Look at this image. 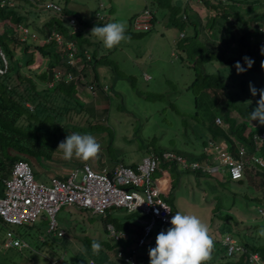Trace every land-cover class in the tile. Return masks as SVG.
<instances>
[{"label":"trees","instance_id":"trees-1","mask_svg":"<svg viewBox=\"0 0 264 264\" xmlns=\"http://www.w3.org/2000/svg\"><path fill=\"white\" fill-rule=\"evenodd\" d=\"M70 1L71 0L55 1L61 5V10L59 12L41 7L40 11L48 10L51 14L47 17L44 15L43 19L40 20L42 23L34 29L32 28V22H30V19H32L30 15L34 14L35 8L38 7L35 0H26L24 2L16 1V4L13 6L0 7V22L8 24L0 31V47L10 63L8 72L4 75H0V195H2L3 179L8 177L13 165L17 161L30 163L33 171L36 170L34 163L37 162L45 165L47 163L59 162L64 164L67 161L63 158L62 151L57 149L61 140L57 137L59 133L68 134L69 129L64 133L62 126L68 127V124L75 125L76 123L74 122L77 121L75 115H80V112H82L84 113V117L88 118L87 121L90 120L89 116H91V119L95 118L96 115L101 116V121L98 122H106L110 117H108V114L111 113V100L116 96H114L115 90L109 85V80H111L109 77L117 71L115 61L110 57L115 49L121 46L122 42L112 49L102 48L101 41L90 35V30L93 26L104 25L100 23V21L104 19V16L102 17L98 11H95L90 19H84L78 11L67 6ZM263 1L264 0H225L223 2L221 0H202L203 4L210 10L208 29L211 30L214 28L218 19L228 21L231 29L227 33V38L225 40L226 44L229 45V43L234 40L237 42V45L231 46L235 48L234 50H223L218 54L213 53L208 47L201 45L198 47L194 46L191 52L199 55L197 63L210 62L216 59L221 62V65L237 69V62H239L240 68L242 69L240 72L245 74H249L257 70L256 68H259V72L253 77L256 79L255 84L259 86L258 89L264 88V67H261V63L264 60L261 44V38L263 37L261 26L264 25ZM235 3H238L239 7L241 4L246 3L255 9L252 14L248 12V17L250 16L251 23H253V25L250 23L248 30H245L242 24V22L246 23L245 19H243L244 14L235 8ZM185 4L186 7L184 6ZM102 7L103 4H100L98 8ZM186 8L187 2H185V0H149V6H146L143 10L148 9L152 12L153 17L151 19L152 23L150 28L143 31H137L133 28L134 18L139 13H142V10L132 17L131 25L136 32L126 30V35L132 38L138 35L137 32L142 33L149 31L153 27L154 22H156L158 17L162 14L164 16L169 14L170 24L175 25L177 21L180 20L178 24L183 26L186 22L185 20H187V18H183L186 13ZM182 9V13H179ZM234 17L235 20L241 23L235 25L233 23L235 21ZM69 18L75 19L77 28H74L69 22ZM190 23L196 32L192 37L196 39L198 35L196 31L197 21H190ZM22 25L29 29L28 35L24 39H21V33L18 29V27ZM34 30H38V36L32 39L31 31ZM52 32L61 34L63 38L62 44H58L52 39L48 40V36L51 35ZM184 37L185 35L182 38ZM251 37H253V39H251ZM196 44L197 42L195 40L194 45ZM31 47L33 50H31ZM18 51H21L20 57H16ZM37 54L40 55L39 60L36 58ZM227 55H229V57H227ZM247 56L254 61V65L250 68L244 60ZM26 74H28L29 77H27ZM229 75L233 76V81L230 80L233 84H230V87L223 82L221 77L210 72L196 74L191 82L190 87L194 88L199 85L197 88H200L201 91L203 90V95L207 100H216L217 106L213 109L216 114L218 112L221 115H212L213 123L220 126L215 122L216 118H220L221 125L222 122L224 124L211 131V136L203 141L202 148L207 146L210 141L215 143L223 141L235 156H237V147L244 146L247 154L256 153L259 157L264 159V139L259 140L257 143L254 141V135L257 136L264 133V125H261L258 120L251 121L248 115L254 110L256 103L253 104V102L259 99V94L253 96L251 91L247 90V86L245 87L244 81L241 82V87H239L240 85L237 86L236 83L238 80L236 75L232 73H229ZM255 84L252 85L255 87ZM92 93L100 97L97 99L98 102L95 106L84 108V104L87 103V101L90 99L93 100L94 96ZM198 96V92H194V100L196 103ZM81 97L82 100L80 99ZM251 100H253L252 103ZM210 114H212V112H210ZM86 123L89 124V122ZM91 124L93 123H90L89 126ZM188 131L186 127L184 132L188 134ZM105 135L106 134H103V136ZM112 140L113 137L109 135L107 143L111 144ZM135 148L137 147L135 146ZM141 150L148 155L150 153L160 155L163 151L168 150L190 160H201L205 158L204 152L200 154L190 152L183 153L178 149L176 150L170 147L162 148L153 146L151 141L145 139L142 142ZM110 152L109 150L108 153ZM105 153L106 152L100 151L99 155L102 156ZM128 153L130 154L131 152L129 151ZM111 154L112 153H110V155ZM76 158L77 157H73L71 159L74 161V163L71 164L72 166L76 165L75 167H77L84 163L78 162L79 164L77 165V162H75L77 160ZM125 158H127L126 155L120 156L119 158L115 156L113 157L112 163H109L108 166L111 167L121 163L134 168L138 164V162L135 161L124 162ZM171 163L179 167L176 162L172 161ZM107 167H102L101 170L105 168L109 172ZM158 170L159 167L157 171ZM62 176L64 175L58 177L63 178ZM216 179V181L224 185L227 183L244 185L245 182H250L252 186L248 192L245 191L246 194H243V201H245V204L250 201H255L257 203L263 202L264 204V166L261 168L255 166L247 167L244 171L243 178L239 180H231L228 173ZM170 182L172 183L171 186L174 188L173 178ZM254 185H260L262 187L260 191H256V193L260 192L259 195L256 193H249L252 191V188L255 187ZM230 189L233 190V187ZM233 192L235 193L236 191L233 190ZM168 204L172 207L174 213L177 212L172 203L169 202ZM116 210L117 209L109 210L105 216H98H101L104 222L103 227L105 231L106 224L112 223L117 230L126 233V237L122 241L115 242L108 237L104 239L86 237L84 242L87 248H89L93 240H97L101 243L102 249L99 254H93L91 248L88 249L86 253H88L89 257L85 260L93 259L95 255H100L103 261H100L101 264H128L123 258L117 257L118 252L124 255H131L133 248L139 252L140 249L148 250L150 247H155L156 237L152 238L153 240L149 238L155 236L161 230L166 231L167 228L171 227V224L157 225L154 230L148 234L144 243L138 248L137 242L139 237L142 236V226L137 219L141 217L140 214L137 212H122L121 216L123 219H119L120 216L114 214L119 213L116 212ZM221 210L222 203L214 209L213 219L217 217L219 221L215 223L213 220L211 224L212 227L217 224L223 227L229 223L232 224V218L229 215L230 212H228L229 214L220 216L218 212L220 213ZM35 223L26 226L32 228ZM0 225L5 227L8 226L1 219ZM234 226L235 225H233V227ZM235 229L240 232L239 228L236 226ZM253 233L255 232L251 231L249 236L247 234L245 236L240 232L243 237H234L245 247V252L228 255L226 246L222 244L224 234H220L217 230L210 231V235L214 239V249L212 251V259L205 262V264H252L249 261V256L252 254H257L258 257L264 261V238L258 237V239H255L256 237L253 236ZM256 233H258V230ZM45 235L47 238L45 237L43 240H40V247L42 248L44 245H47V247L51 248L53 244L52 239H54L53 235H48L47 232H45ZM76 258V264H84L82 262V255L79 254ZM136 259L137 264L148 263L146 262V254L141 255V257L138 255ZM142 261H144V263H141Z\"/></svg>","mask_w":264,"mask_h":264},{"label":"rangeland","instance_id":"rangeland-1","mask_svg":"<svg viewBox=\"0 0 264 264\" xmlns=\"http://www.w3.org/2000/svg\"><path fill=\"white\" fill-rule=\"evenodd\" d=\"M16 1L23 2L20 0ZM54 1L58 2L60 0ZM221 1L224 2L225 0ZM47 2L48 0H40L37 3L38 7L35 8V13L30 15L32 18L30 22L34 26H32L33 29L42 23L40 20L43 19L44 15L47 17L51 14L47 10L40 11L41 7H46ZM185 2H187L189 11H199L201 14L200 16L196 12L199 18L196 39L192 37L196 32L190 21L185 20L186 22L181 26L178 24L180 23V20H178L173 25L170 24L169 14L165 16L162 14L149 31L137 32L138 35L133 36L130 42L122 41L121 46L115 49L110 57L115 61L118 71V73L115 71L109 77L111 79L109 80V85L115 90L114 96H116L111 100V113L108 112V117H110H107V121L104 117L106 122H98L101 121V116L96 115L92 119L89 116L90 120L87 121L88 118L84 117V113L80 112V115H75L77 118V121L74 122L76 123L75 125L62 126L64 133L68 129L69 132L68 134H58L57 138L61 139L60 142L72 133L91 134L101 144L100 151L108 153L110 150V153L113 154H104L107 163H112L113 157L117 156L119 158L123 155L127 156L124 162L131 161L129 151L132 153V160L139 162L144 155H148L141 150L144 139L151 141L153 146L170 147L183 153L200 154L204 152L205 159L210 160L211 156L206 154L204 148H202L203 141L211 136V131L224 124L222 122V125L218 126L213 123L212 115H221L218 112L216 114L213 109L217 106L216 100H207L203 95V90L201 91L200 88H197L199 85L194 88L190 87L191 82L196 74L210 72L217 74L229 86L233 84L231 82L233 81V76L229 75V73H232L236 75L238 80L236 85L241 87V82L244 81L245 87L247 86L246 88L249 91L250 83L255 84L256 79L253 76L260 69L256 68L257 70L245 74L234 67L229 68L221 65V62L216 59L210 62L197 63L199 55L191 52L194 46L208 47L213 53L218 54L223 50H234L235 48L232 47L233 45L236 46L237 42L233 40L229 45L226 44L227 33L231 29L228 21L218 19L216 26L209 30L208 22L210 16L205 7L196 0H185ZM100 4H103L102 8H98ZM68 5L78 11L84 19L91 18L95 11H98L102 17L104 16V20L100 21V23L125 22L127 25L126 30L136 32L131 25L132 17L141 12L146 6H149V0H71ZM184 6L186 7V4ZM235 6L239 12L244 14L243 19H245L246 23L242 22V24L245 30H248L252 22L249 18L250 16L248 17V12L252 14L255 9L246 3L241 4L240 7L238 3H235ZM182 11L183 9L179 13H182ZM233 23L238 25L241 22L235 20ZM5 25L8 24L0 22V31L4 29ZM25 29L27 28L23 27L22 31L25 32ZM23 32L20 31L21 39L25 37ZM27 32H29V29H27ZM181 34L185 35V37L182 38L183 35ZM31 36L32 38L38 36V30L31 31ZM195 40L197 42L196 45H194ZM31 50H33L32 47ZM20 55L21 51H18L16 57H20ZM36 58L39 60L40 55L37 54ZM262 63H264V60ZM111 66L114 67L113 65ZM144 75L146 80H144ZM26 76L29 77L28 74ZM255 87L259 88L256 84ZM194 92H198L199 95L197 103L194 100ZM92 95L94 96L93 100L87 101L84 104V108L95 106L98 102L96 99L100 97L93 93ZM80 99L82 100V97ZM252 102L253 100H251ZM86 122L93 124L89 126ZM186 127L189 130L188 134L184 132ZM103 134L106 135L103 136ZM109 135L113 137L111 144L107 143ZM76 159L77 165L79 164L78 162H87L92 166L90 159L88 161L80 158ZM97 162L101 163V155H98ZM73 163V160H67L64 164L61 162L47 163L45 165L39 162L34 163L36 168L33 171L34 178L37 181L48 182L51 177L57 176L56 173L70 170ZM214 163L217 164V161L214 160ZM75 166L73 165V167ZM166 170L173 178L175 190H170L165 198L168 203L170 202L175 206L176 211L197 215L209 226L210 231L217 230L224 236L239 238V236L243 237L240 232L245 236L246 234L249 236L251 231H253L255 232L253 233V236L256 237L255 239H258V237L264 238L256 233L257 230L264 227V215L258 211L259 208L264 210L263 202L250 201L245 204V201H243V194H246L245 191L248 192L252 186L250 182H245L244 185H237L236 183L224 185L216 181L217 177L204 176L196 172L182 170L181 167H177L170 161L160 160L157 174L162 175ZM165 178L167 179V176ZM231 187L236 191L235 193L230 189ZM261 189L262 187L258 185L252 188L249 193L255 194L256 191ZM256 194L259 195L260 192ZM221 203L222 210L218 214L223 216L230 212L231 222L239 228L240 232L231 223L224 227L219 224L214 225V227L211 226L213 220L215 223L219 221L217 217L213 219V213L215 207ZM116 212H119L117 215H122L121 210L117 209ZM90 214L86 210L76 212L72 207H61L56 219L59 225H65L68 230L74 233V236L68 234L66 237H59L54 234L51 248L47 247V245L40 247V240L47 238L45 232L49 226V220L45 219L44 215L36 221L32 228H28L26 225H8L7 227L0 225V264H53V262L56 264H76V257L79 254L82 255V262L86 264L88 260L85 259L89 256L85 249L88 251L91 245L89 248L86 247L85 238L104 239L108 237L103 227L104 222L101 216ZM27 233H31V236L29 237ZM156 236L157 234L149 239L153 240L152 238ZM15 238H19L27 245L20 248L5 246L7 242ZM239 245L242 246L241 243ZM148 250L140 249L139 254L140 256L146 254V262L150 264ZM93 260L96 264L103 262L100 255H95ZM141 263H144V261ZM260 263H262V260H260Z\"/></svg>","mask_w":264,"mask_h":264},{"label":"built area","instance_id":"built-area-1","mask_svg":"<svg viewBox=\"0 0 264 264\" xmlns=\"http://www.w3.org/2000/svg\"><path fill=\"white\" fill-rule=\"evenodd\" d=\"M35 1L39 3L40 0ZM196 1L202 3V0ZM14 4L16 0H0V7H10ZM45 8L59 12L61 5L48 0ZM196 12L199 13V11ZM193 13L194 11H189L190 16ZM152 17L151 11L143 10L134 18L133 28L137 31L148 30ZM183 18H186V15ZM69 22L77 28L74 18H69ZM23 27L25 26H19L18 29L23 32ZM27 29L23 32L24 38L28 35ZM262 31L264 33V25ZM49 39L58 44L63 43L61 34L57 32H52L48 36ZM9 66V60L0 47V75L6 74ZM215 122L220 125L221 119L216 118ZM262 139H264V133L254 135L255 143ZM204 150L211 156L210 160L205 158L190 160L165 150L160 155L150 153L143 156L134 168L118 163L107 167L109 172L105 168L95 170L89 163L84 162L70 169L63 178L54 176L48 182L37 181L31 165L25 161H17L8 177L3 179L0 219L10 226L31 225L44 215L45 219L49 220L47 232L62 237L65 235V230L59 227L56 215L63 206L76 207L89 211L92 215L103 216L107 211L115 209L127 213L137 212L141 216L137 219L142 226V236L137 242V247H140L157 225H170L171 217L175 215L172 207L164 198L165 192L159 181V174H157L161 159L174 161L182 170L196 172L200 175L220 177L228 173L233 181L243 178L247 167L261 168L264 166V159L256 153L247 154L244 146L237 147V156L223 141L218 143L210 141ZM258 211L264 215V210L259 208ZM106 231L108 237L114 241H119L124 236V232L117 230L112 223L106 224ZM222 244L226 246L228 255L245 252V248L231 236L225 235ZM5 245L20 248L27 243L15 238ZM136 252L137 250L133 248L131 255L118 252L117 257L123 258L128 264L129 261L137 264L134 256ZM249 260L255 263L259 261V258L256 254H252ZM53 264L56 263L53 262ZM87 264L96 263L93 259H89Z\"/></svg>","mask_w":264,"mask_h":264},{"label":"clouds","instance_id":"clouds-1","mask_svg":"<svg viewBox=\"0 0 264 264\" xmlns=\"http://www.w3.org/2000/svg\"><path fill=\"white\" fill-rule=\"evenodd\" d=\"M201 4L205 7L210 16V10L203 2ZM185 15L188 21L198 22V14L195 11L192 16H190L188 8H186ZM126 28L127 25L125 22H109L102 26H93L90 30V35L99 39L105 48L112 49L122 41H131V36L126 35ZM262 28L263 26H261V30ZM261 39L262 53H264V33ZM244 60L249 68L254 63V61L248 57H245ZM262 67H264V63H262ZM237 70H242L239 62H237ZM249 88L253 96L259 94V99L256 101L257 106L248 114L249 118L251 121L258 120L261 125H264V88L257 89L251 83ZM57 149L62 151L65 160H71L75 155L77 158L88 161L89 159L98 158L101 144L98 142L97 138L91 134L82 135L80 133H72L67 135L63 141L59 142ZM170 224L171 227L167 228L166 231L161 230L157 234L155 247L149 248L148 255L150 264H205V262L212 259L214 239L210 235L209 226L203 222L200 217L195 214H184L177 211L175 215L171 217ZM258 235L264 237V227L258 230ZM123 239L124 237L119 241ZM111 240L115 242L113 239ZM101 249L102 245L100 242L97 240L91 242L93 254H99ZM85 251L87 250L85 249ZM138 255L140 256L137 251L136 254H134L136 263V257ZM260 260L262 259L259 258V261L255 263L249 261L252 264H264V261L262 260V263H260ZM129 264H132V262L129 261Z\"/></svg>","mask_w":264,"mask_h":264},{"label":"crops","instance_id":"crops-1","mask_svg":"<svg viewBox=\"0 0 264 264\" xmlns=\"http://www.w3.org/2000/svg\"><path fill=\"white\" fill-rule=\"evenodd\" d=\"M69 8H72V7H70L69 5H67ZM84 18V17H83ZM87 19H90V18H87ZM104 20V19H103ZM213 29V28H212ZM196 31H197V27H196ZM101 44H102V48L104 47L103 46V43L101 42ZM144 80H146L145 79V75H144ZM98 99V98H97ZM97 99H96V101H97ZM102 152H104V151H102ZM130 156H129V158H131L130 160H131V162H133L134 160H132V153H130L129 154ZM90 161H91V164H92V166H93V168L95 169V170H101V168L102 167H107L108 166V164L109 163H107L106 161H105V157H104V154L101 156V163H98L97 162V158H94V159H90ZM130 162V161H129ZM52 164V163H51ZM81 165V164H80ZM73 167V166H72ZM109 167V166H108ZM68 171L66 170V172H59V173H56V175L57 176H61V175H65V173H67ZM167 176V179L165 178ZM62 177H64V176H62ZM158 177H160L159 178V181H160V183H162V187H163V190H164V192H165V196H166V194L167 193H169V191L170 190H175L171 185H172V183L170 182L171 181V176H170V174L167 172V171H165V173H163L162 175H160L159 174V176ZM172 187V188H171ZM72 208H74V210L76 211V212H81L80 211V209H78V208H76V207H72ZM114 214H118V213H114ZM90 215H92V214H90ZM120 216V218L119 219H123L122 218V216L121 215H119ZM59 224V223H58ZM59 227L60 228H63L64 230H65V235L64 236H68V234H70V236H74V233H72L70 230H68V228L65 226V225H63V224H60L59 225ZM121 231V230H120ZM46 232H47V229H46ZM123 232V231H122ZM48 233V232H47ZM27 235H29V237L31 236V233H27ZM48 235H50V233H48ZM126 233L124 234V238L126 237ZM63 237V236H62ZM44 238H42V240H43ZM6 246V245H5ZM6 247H10V246H6ZM92 259V258H91Z\"/></svg>","mask_w":264,"mask_h":264}]
</instances>
